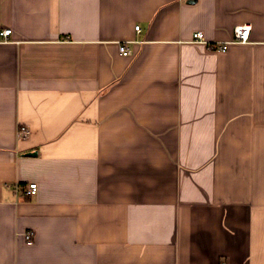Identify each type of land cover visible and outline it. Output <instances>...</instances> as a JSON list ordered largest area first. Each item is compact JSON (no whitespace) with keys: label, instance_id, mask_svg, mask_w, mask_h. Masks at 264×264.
<instances>
[{"label":"crops","instance_id":"obj_1","mask_svg":"<svg viewBox=\"0 0 264 264\" xmlns=\"http://www.w3.org/2000/svg\"><path fill=\"white\" fill-rule=\"evenodd\" d=\"M8 27L0 264H264V0H0Z\"/></svg>","mask_w":264,"mask_h":264},{"label":"built area","instance_id":"obj_2","mask_svg":"<svg viewBox=\"0 0 264 264\" xmlns=\"http://www.w3.org/2000/svg\"><path fill=\"white\" fill-rule=\"evenodd\" d=\"M136 29L140 30V25H136ZM12 28H4L0 34L4 37V39H7L8 36L11 34ZM251 33V25H237L234 28V36L233 39L230 41H224V42H210L206 40L205 34L202 31H195L193 33V41L194 42H202L206 43L209 48L219 50V51H225L227 50L230 43L238 42L243 43L247 42L250 38ZM120 51L124 55H129L131 53V49L127 46L125 42L121 43L119 46ZM29 130L27 127H21L20 134L21 136H26L28 134ZM38 190V184L36 182H30L28 186L25 188V193L27 195H32L37 193ZM35 231L34 230H28L25 233V238L28 242H32L34 240ZM222 264H227L226 262H223Z\"/></svg>","mask_w":264,"mask_h":264},{"label":"water","instance_id":"obj_3","mask_svg":"<svg viewBox=\"0 0 264 264\" xmlns=\"http://www.w3.org/2000/svg\"><path fill=\"white\" fill-rule=\"evenodd\" d=\"M188 2H195V0H188ZM27 155H36L37 152L36 151H32V152H27Z\"/></svg>","mask_w":264,"mask_h":264}]
</instances>
